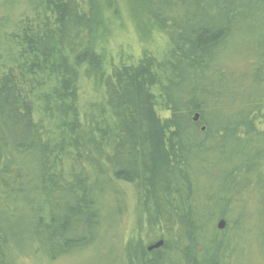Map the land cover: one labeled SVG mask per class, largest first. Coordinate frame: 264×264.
<instances>
[{
  "label": "trees",
  "instance_id": "obj_1",
  "mask_svg": "<svg viewBox=\"0 0 264 264\" xmlns=\"http://www.w3.org/2000/svg\"><path fill=\"white\" fill-rule=\"evenodd\" d=\"M137 1L168 47L116 64L93 1L0 0V264H264V0Z\"/></svg>",
  "mask_w": 264,
  "mask_h": 264
},
{
  "label": "rangeland",
  "instance_id": "obj_2",
  "mask_svg": "<svg viewBox=\"0 0 264 264\" xmlns=\"http://www.w3.org/2000/svg\"><path fill=\"white\" fill-rule=\"evenodd\" d=\"M86 10L90 11L89 0H80ZM94 7V18L97 25V42L99 50L108 63L127 62L135 60L144 52L162 55L168 47L167 35L153 24L147 13L137 0H91ZM1 5V4H0ZM26 11L25 7L16 12ZM4 8L0 7V15H4ZM83 93L94 97L92 82H83ZM166 114H163L165 116ZM137 217L134 204L129 203L128 212L122 216L120 233L124 241L137 235ZM244 244L243 254L238 258V264L250 263L248 257L255 263H261L263 257L258 250L257 243ZM253 247V248H252ZM253 260V261H254ZM28 264H38L30 262ZM42 264H45L42 263ZM48 264V263H46ZM52 264H75L63 260ZM83 264V263H82Z\"/></svg>",
  "mask_w": 264,
  "mask_h": 264
},
{
  "label": "water",
  "instance_id": "obj_3",
  "mask_svg": "<svg viewBox=\"0 0 264 264\" xmlns=\"http://www.w3.org/2000/svg\"><path fill=\"white\" fill-rule=\"evenodd\" d=\"M198 117H199V115H198V114H196V115H195V119L197 120V119H198ZM224 226H225V223H224V221H220V222H219V224H218V228H219V229H223V228H224ZM162 244H163V241H162V240H160V241L156 242L155 244H153V245H150L148 249H149V250H152V249H157V248L161 247V246H162Z\"/></svg>",
  "mask_w": 264,
  "mask_h": 264
}]
</instances>
